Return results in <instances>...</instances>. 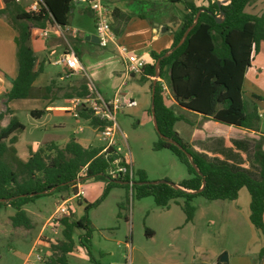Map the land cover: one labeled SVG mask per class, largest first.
I'll use <instances>...</instances> for the list:
<instances>
[{"label":"trees","instance_id":"1","mask_svg":"<svg viewBox=\"0 0 264 264\" xmlns=\"http://www.w3.org/2000/svg\"><path fill=\"white\" fill-rule=\"evenodd\" d=\"M254 1L228 0L225 4L210 2L201 7L190 1H183L185 11L179 28L173 33L170 49L180 42L195 14L203 9L198 21L183 42L167 56L164 54L168 50L151 51L153 62L145 64L139 74L141 81L150 80L153 108L150 107L149 112L153 110L158 135L152 148L170 149L186 167L188 177L177 183L179 187H173L174 183L167 178L152 183L144 170L137 171V179L132 180L131 185L127 175L110 179L106 172L116 155L101 153V147H83L75 137H70L63 146H58L53 141H47L44 146L35 150L29 146L28 157L23 160L17 153L15 143L17 134L24 127L9 107L0 112V206L14 209V214L11 215L13 226L29 227L30 218L23 206L56 190L70 192L78 172L84 166L86 177L105 180L102 193L92 202H85L84 214L80 218L72 219L70 214L60 218L63 238L56 244H51L52 264H68L67 256L76 248L73 239L75 229L82 231L79 244L83 247L86 245L91 234L87 211L97 206L114 186L135 189L139 197L150 195L160 207H167L170 201L182 198L181 208L185 214V222L194 217L195 208L191 200L195 196H202L207 200H234L239 189L245 187L250 196L248 219L263 238L255 260V264H260L264 256V149L256 146L254 150L252 161L257 173L211 159L193 150L174 129L178 116L166 103L163 88V83L166 82L174 101L192 111L225 124L256 129L257 116L255 112L247 110L242 90L244 71L250 65L253 53L258 51L259 44L264 42V7L260 14L246 11V7ZM3 2L4 8L0 9V14H8L17 29L18 63L16 76L4 92L5 100L39 97L54 100L59 95L71 99L87 95L89 85L85 78L77 84L66 86L67 88L58 86L54 79L43 87L34 88L32 85L42 71V64L35 68L36 57L30 44L33 29L44 28L46 23L52 27L70 24L74 8L72 0H42V5L36 12L25 11L14 0ZM144 12L140 9V12H133L132 15L144 18ZM217 16L222 18L221 21L216 20ZM158 59V77L152 93L155 63ZM256 97L264 99V95ZM45 111L33 109L30 115L39 118ZM78 113L80 117L88 119L93 127L100 126L101 121L83 106L78 108ZM187 154L191 156L194 165ZM145 231L153 234L148 229ZM90 259L92 260L91 257ZM92 261L98 264L95 260Z\"/></svg>","mask_w":264,"mask_h":264},{"label":"rangeland","instance_id":"2","mask_svg":"<svg viewBox=\"0 0 264 264\" xmlns=\"http://www.w3.org/2000/svg\"><path fill=\"white\" fill-rule=\"evenodd\" d=\"M105 1L114 4L120 13L124 12L123 9L127 13L128 8L134 12H140V9L148 12L149 7L145 0ZM260 2L261 0H255L253 3L259 6ZM27 3L28 0H23L21 6ZM86 10L88 8L84 7L85 15L88 14ZM150 12L175 14L178 10L158 6L156 9L152 7ZM4 17L11 21L8 14H4ZM2 19L4 21L1 22H5V19ZM118 19L121 18H117L116 21L114 17L110 23L116 35L120 33L116 25ZM43 29L50 35L51 29L55 30L56 27L46 23ZM33 31H36V28ZM69 32L62 29L65 39L70 38ZM94 46V54L90 55L72 43V47L80 51L79 55L85 67L83 78L87 80L88 85L96 83L98 78H105L107 73V62L103 63L105 54L110 56L114 63L113 67L124 71L119 53L114 51L113 45L104 49L99 48L97 44ZM49 57L52 59L55 55ZM15 63L17 64V55ZM45 70L55 77L54 80L60 87L68 86L72 82L70 81L72 76H68L66 72L63 79L59 80L57 73L61 66L47 62ZM165 85L168 86L167 83ZM127 87L132 89L130 90L136 105L123 106L115 114L118 127L115 149L119 156L127 160L133 180L137 179L138 170H144L149 181L167 178L172 183H178L187 178L185 165L170 149L152 148L158 135L149 112L151 107L149 84H144L138 79L129 81ZM4 97L3 91L0 90L2 104H5ZM243 99L247 104L249 97L246 95ZM44 103L43 99L11 101L10 105L15 108L14 114L24 127L18 133L16 142L20 155L26 151V145L36 148L44 146L47 141L69 137L71 134L77 136L82 143L89 141L92 146H103L99 132L92 126L80 117H73L70 112L58 108L62 102L53 103L54 111L48 114L45 112L40 118L32 117L30 109H41ZM79 126L82 127L81 131H78ZM89 180L91 177L84 178L82 185ZM96 180L104 181L103 178ZM69 195V190H56L26 203L23 208L30 218L29 227L13 226L11 215L14 214V209L10 206H0V264H52L51 244H56L63 238V226L59 220L64 215H56L55 209L61 200ZM182 201V198H177L170 201L167 207H160L154 203L150 195L137 196L135 189L123 186L110 188L103 200L87 211L86 217L91 234L84 247L79 244L82 231L75 229L73 234L76 243L75 253L67 256L68 264H96L92 260L98 264H217V255L223 253L227 254V264L242 262L245 257L251 259V253L258 245L255 237L260 236L244 214L224 209L229 200H207L202 196H195L191 200L195 208L194 218L189 222H185ZM71 203L74 204V212L70 207ZM71 203L68 206V215L70 214L72 219L80 218L84 214L83 208L76 207L74 201ZM145 229L152 231L153 234H147ZM254 258L255 256L252 258L253 261Z\"/></svg>","mask_w":264,"mask_h":264},{"label":"crops","instance_id":"3","mask_svg":"<svg viewBox=\"0 0 264 264\" xmlns=\"http://www.w3.org/2000/svg\"><path fill=\"white\" fill-rule=\"evenodd\" d=\"M145 1L149 6L148 12L145 11V17L140 18L135 14L132 15V13L134 12V10L132 9H126L127 13L125 12V9H123L124 12L120 13L118 12V9L114 4L103 0V2L107 4V6L111 9V21L114 17L116 21L117 18H121L118 19V23L116 24L120 29V33H117L118 36L116 35L118 41L128 46V49L132 51L135 55L143 57L145 59L146 64H150L153 62L150 54L151 51L160 52L162 50L170 49V46L173 41V33L179 28L181 24V16L185 11L183 1H190L196 6L200 7L207 6L210 2L219 1L221 4H225L228 2V0H159V2L150 0ZM260 3L261 4L259 6H256L254 3L248 5L246 7V11L252 14H260L264 7V0H261ZM158 6H164L165 9H176L178 10V13L174 14L172 12L169 14H154L150 12L152 11V7L156 9V7ZM84 7L87 6L74 4V8L71 12L70 24L60 27H57L59 25H56V29H51V34H48L47 38H42L35 34V32H33V37L31 39L30 44L36 57L35 68L42 64V71L38 73L37 77L32 83L34 88L43 87L47 85L51 79L55 78L53 75L46 72L45 64L47 62L61 66V70L57 73V77L59 78V80L63 79L62 77H64L65 72L68 76H72V79L70 80L72 82L68 86L77 84L80 80L83 79V76H85V67L79 55L80 51L74 49L72 47V43L74 45L79 46V48H81V51H84L90 55L94 54V45H98V43H94L91 40L85 38V35L88 33L94 34V21L93 13L88 7V10H86L88 14H83ZM129 7L133 6L129 5ZM3 8L4 2L3 0H0V9ZM128 16L129 18H127ZM2 18L5 19V22H1L3 20ZM62 29L70 31L69 39H65L62 34ZM112 29L115 32L114 27H112ZM16 36L17 29H15L11 21H8L4 17V14H0V90L3 91V94L10 87L11 80L16 76L17 73L18 63H15V56L17 55ZM61 37L65 40H62ZM40 38H42V40ZM67 46H71L74 52H76L75 54H77L82 69L77 71H70L66 69L65 66L54 63V60H56L66 50ZM98 47L102 48L99 45ZM114 49V51L116 52L117 49L115 46ZM51 55H55V57L51 59L49 57ZM104 56H106V58L103 59V63L107 62V73L105 75V78H98V81L96 83H91V86H93L99 93H101L105 97H112L117 92H121L125 96L133 97L131 91L132 89H128L129 87H127V85L131 80H140V75H127L125 71L122 72L121 68L119 69L116 66L113 67L114 63L110 60V56L108 54L103 55V57ZM120 63L123 64L121 56ZM143 83H147L148 85L150 83V80L147 79L146 81H143ZM165 84L166 83L164 82L163 88L165 101L173 109L174 113L178 116V119L174 123V129L190 145L193 150L205 154L211 159H218L235 166H240L245 169H249L250 171L257 173V168L253 164L252 157L256 146H260L262 149H264V99H259L256 97L264 95V42H261L259 44L258 51L253 53L250 65L244 71L242 81L243 97L246 95L249 97V101L246 104L247 110L250 112H255V115L257 116L256 129H248L245 127H238L235 125L225 124L220 121L214 120L210 116H204L201 113L192 111L184 106H181L176 101H174L169 87H166ZM25 99L43 98L39 97ZM73 99L74 97L71 99H65L62 95H59V97L54 100L46 98L43 99L45 103L41 109H45V114H48L50 111H54L52 108L53 103L55 101H59L62 102V104L60 105L61 107L58 108L70 112L73 116L72 112L76 108ZM12 100L13 99L6 101L4 97L3 101H5V104L0 103V112L3 111L6 107H9L14 114L15 108L10 105ZM33 109L37 108H32L30 109V111ZM77 117H80L79 113ZM80 118L86 121L88 125H90L88 119L82 117ZM92 128L95 131L99 132L96 127L92 126ZM81 130L82 127L79 126L78 131ZM70 137H75L76 141L80 143L83 147H98L92 146L89 141H87L86 143H82L78 139V137L73 134H71L69 137L50 141H53L58 146H63L69 140ZM29 146L33 150L37 149L38 147H42V145L36 148L32 145H26V151L22 155H20L18 153L17 143H15L17 153L19 157L23 160L27 159L28 157ZM96 179L97 178L91 177V180L85 183V185L83 186L84 195L82 200H73L76 204V207L83 208L85 202H92L100 196L105 186V180L101 181ZM228 202L229 204H226L224 206L225 210L228 209V211L242 213L247 218L249 217L250 196L245 187L239 189L238 196L236 199L229 200ZM73 206L74 204L71 203L70 207L74 212ZM256 231L258 232L260 237H255L257 239L258 245L255 251L251 253V259L249 257H245L242 262H238L236 264H255V258L263 244L262 235L258 230ZM74 251H72L69 255L74 254ZM217 256L218 258L216 263L221 264L218 263L220 255ZM254 256L255 258L253 261L252 258ZM222 263L227 264L226 262ZM260 264H264V256L262 257Z\"/></svg>","mask_w":264,"mask_h":264},{"label":"built area","instance_id":"4","mask_svg":"<svg viewBox=\"0 0 264 264\" xmlns=\"http://www.w3.org/2000/svg\"><path fill=\"white\" fill-rule=\"evenodd\" d=\"M14 1L21 5L23 0ZM72 2L73 4L87 6L92 11L94 34L98 39V45L102 48L114 45L122 58L125 73L127 75L140 74L143 66L146 64L145 59L135 55L126 45L118 41L110 24L111 9L107 4H105L103 0H72ZM41 5L42 0H28V3L23 6V9L27 12H36L40 9ZM33 32L42 38L48 37L47 30L43 28H36V31ZM54 63L65 66L66 69L70 71L82 69L78 57L71 46H67L66 50L54 60ZM154 79L155 76L153 80ZM73 102L76 107L72 112L73 116L77 117L78 108L83 106L101 121L100 126L97 128L104 143L101 147V153L116 155L111 160V166L106 172L108 177L110 179H115L121 175H127L129 178V185H131L133 182L131 168L128 166L127 160L119 156L115 149V135L118 130L115 114L123 106H135V99L130 96H125L121 92H117L112 97H105L93 86L89 85V93L83 97H74ZM84 178H86V166L78 172L75 183L70 187V196L62 199L60 204L56 207V215H68V206L71 201L82 200L84 195L82 181Z\"/></svg>","mask_w":264,"mask_h":264},{"label":"water","instance_id":"5","mask_svg":"<svg viewBox=\"0 0 264 264\" xmlns=\"http://www.w3.org/2000/svg\"><path fill=\"white\" fill-rule=\"evenodd\" d=\"M217 4H221V3H220L219 1H217ZM202 10H203V9H200V10L195 14L192 24H191L189 27L186 28V30H185V32L183 33V36H182V39L180 40V42H178V44H177L175 47L169 49V50L164 54V56H167L169 53L172 52L173 49H175L177 46H179V45L183 42V40H184L185 37L187 36V34H188V32L190 31V29H191V28L195 25V23L198 21L199 13H200V11H202ZM221 19H222V18L219 17V16L216 17V20H217V21H221ZM85 38L91 40V41L94 42V43H98V39H97V37H96L95 34H89V33H88V34L85 35ZM158 61H159V59H158V60L156 61V63H155V79L153 80V83H152V93H153V87H154V85H155V81H156V79H157V77H158V69H159V65H158L159 63H158ZM151 96H152V94H151ZM152 108H153V103L151 102V109H152ZM151 115H152V118H153L154 128H155V130H157L153 110L151 111ZM167 141H168V142H171V143H173V144H175V145H177V146H179L177 143L173 142L171 139H167ZM187 157L189 158V161L192 163L191 156H190L189 154H187ZM192 164H193V163H192ZM193 165H194V164H193ZM195 170H196L197 172H199V169H198L197 167H195ZM161 181H163V180H160V182H161ZM156 182H157V181H152V183H156ZM172 186H173V187H179V186H178L177 184H175V183H174ZM227 260H228V258H227V254L223 253V254H221V255L219 256L218 263H221V262H227Z\"/></svg>","mask_w":264,"mask_h":264}]
</instances>
